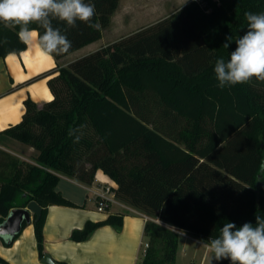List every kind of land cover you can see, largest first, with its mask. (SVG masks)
I'll return each mask as SVG.
<instances>
[{"label": "trees", "instance_id": "trees-1", "mask_svg": "<svg viewBox=\"0 0 264 264\" xmlns=\"http://www.w3.org/2000/svg\"><path fill=\"white\" fill-rule=\"evenodd\" d=\"M119 1L93 0L100 30L53 21L72 42L68 53L53 56L100 39ZM232 2L228 10L215 0H192L170 17L58 64L48 79L53 99L42 107L25 99L22 120L0 130V137L38 152L24 162L0 148V224L13 208L37 201L43 257L48 207L77 206L57 189L61 177L92 184L98 170L116 183L118 200L148 216L137 264H175L182 231L208 241L224 223L255 225L256 215L264 217V82L221 89L214 73L215 61H227L247 31L244 13H264V0ZM17 31L0 23V57L26 50ZM73 129L82 133L78 143ZM123 217L88 220L71 239L84 241L103 225L121 228ZM19 234L0 239L10 246ZM0 264L11 263L0 256Z\"/></svg>", "mask_w": 264, "mask_h": 264}, {"label": "crops", "instance_id": "crops-1", "mask_svg": "<svg viewBox=\"0 0 264 264\" xmlns=\"http://www.w3.org/2000/svg\"><path fill=\"white\" fill-rule=\"evenodd\" d=\"M160 1L156 9L150 7L141 17L139 15L135 17L139 19L133 23L145 22L138 28L131 29L130 32L117 39H111L112 35L107 38L105 30L108 28H106L100 39L60 59L41 52L37 45L38 36L34 37L26 50L21 53H10L6 57H0V130L22 120L26 111L25 99L30 97L39 107L53 99L48 79L57 74L58 64L67 65L102 46L109 45L122 37L170 17L192 0ZM179 5L181 6L176 9ZM145 17L148 18L147 21ZM75 53L76 56L72 57ZM46 71L50 72L49 75L34 78ZM0 148L17 155L12 148L6 147L1 142ZM95 179L92 184H85L73 178L61 177L57 189L77 206L50 205L48 207L44 225L45 253L62 264H137L145 251L144 228L147 219L143 213L117 198L106 210L98 211L96 193L103 185L116 187V183L102 170L97 171ZM76 186L82 188L78 193L72 192L77 188ZM109 214L124 215L121 228L103 225L84 241L71 239L72 232L75 229H82L88 220H105ZM180 233L179 248L183 249L185 254L188 253L187 250L190 247L201 246L199 243L201 240L185 231ZM0 256L11 264H48L43 261V257H40L33 220L22 229L12 245L6 246L0 240Z\"/></svg>", "mask_w": 264, "mask_h": 264}, {"label": "clouds", "instance_id": "clouds-1", "mask_svg": "<svg viewBox=\"0 0 264 264\" xmlns=\"http://www.w3.org/2000/svg\"><path fill=\"white\" fill-rule=\"evenodd\" d=\"M96 7L93 0H0V23L5 27L17 28L18 39L28 45L38 36L37 45L41 52L52 57L69 52L72 42L53 21L64 22L67 28L77 26V21L100 30L99 22H94ZM247 31L235 40V50L230 58H218L214 73L217 87L223 89L238 84H251L253 79L264 82V13L245 12ZM36 24L42 34L30 27ZM65 29V32L67 31ZM223 45L228 48L232 37H226ZM84 127L83 125L81 128ZM79 131L73 129L69 135ZM82 135V133H81ZM81 135H75L78 143ZM256 222H245L237 226L233 222L224 223L220 235L199 243L212 253V260H228L230 264H264V217L256 215Z\"/></svg>", "mask_w": 264, "mask_h": 264}, {"label": "rangeland", "instance_id": "rangeland-1", "mask_svg": "<svg viewBox=\"0 0 264 264\" xmlns=\"http://www.w3.org/2000/svg\"><path fill=\"white\" fill-rule=\"evenodd\" d=\"M215 1H217L219 5L221 4L224 5L228 10H232L233 8L232 0H215ZM160 3H161L160 0H120L116 11L112 15L111 23L109 24L108 27H106L108 28L107 30H105L106 37L109 38L110 35H112L111 39H117L120 36L130 32L131 29L138 28L140 25L144 24L145 22L142 21L141 23L135 24L133 22L139 19V18L135 19V17H138V15L141 17V15L145 14V12L150 7L151 8L154 7L153 9H156V6L160 5ZM162 6H164V4ZM180 6L181 5L176 7V9L179 8ZM147 20L148 18L146 19V21ZM75 56L76 53L72 54V57ZM0 142L1 144H4L6 147L12 148L17 153V155L15 156L19 157V159L24 162L26 161L33 162L36 155L38 154L37 150L34 149L33 147L22 142L21 143L15 142L12 138L5 135L0 137ZM76 187L77 188H75V190L71 189L72 192L78 193L80 192L79 189L82 190V188L78 186ZM143 246L144 248H146L147 244L144 243ZM187 252L188 253L185 254V251L179 248V252L177 254L175 264H210L212 253L207 251V253L205 254V248H203L202 246L190 247L189 250H187ZM212 264H217V261L213 259Z\"/></svg>", "mask_w": 264, "mask_h": 264}, {"label": "water", "instance_id": "water-1", "mask_svg": "<svg viewBox=\"0 0 264 264\" xmlns=\"http://www.w3.org/2000/svg\"><path fill=\"white\" fill-rule=\"evenodd\" d=\"M33 214V216H32ZM42 214L41 205L35 201H30L26 207H15L5 221L0 224V236L14 235L20 233L23 229V223L26 221L30 223L32 220L37 221L40 219ZM43 261L48 264H62L56 261L51 255L45 254Z\"/></svg>", "mask_w": 264, "mask_h": 264}, {"label": "built area", "instance_id": "built-area-1", "mask_svg": "<svg viewBox=\"0 0 264 264\" xmlns=\"http://www.w3.org/2000/svg\"><path fill=\"white\" fill-rule=\"evenodd\" d=\"M96 200L98 211L106 210L109 205L116 200L114 187L106 184L103 185L101 187V190L96 193ZM145 217L146 219H148V216L145 215Z\"/></svg>", "mask_w": 264, "mask_h": 264}, {"label": "flooded vegetation", "instance_id": "flooded-vegetation-1", "mask_svg": "<svg viewBox=\"0 0 264 264\" xmlns=\"http://www.w3.org/2000/svg\"><path fill=\"white\" fill-rule=\"evenodd\" d=\"M1 240V239H0Z\"/></svg>", "mask_w": 264, "mask_h": 264}]
</instances>
